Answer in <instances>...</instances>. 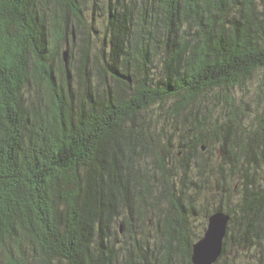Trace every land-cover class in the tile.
<instances>
[{
    "label": "trees",
    "instance_id": "obj_1",
    "mask_svg": "<svg viewBox=\"0 0 264 264\" xmlns=\"http://www.w3.org/2000/svg\"><path fill=\"white\" fill-rule=\"evenodd\" d=\"M98 9L0 0V264H264V0Z\"/></svg>",
    "mask_w": 264,
    "mask_h": 264
},
{
    "label": "water",
    "instance_id": "obj_2",
    "mask_svg": "<svg viewBox=\"0 0 264 264\" xmlns=\"http://www.w3.org/2000/svg\"><path fill=\"white\" fill-rule=\"evenodd\" d=\"M230 219L231 216L225 212H216L209 217L203 237L193 245L194 264H214L219 259L223 252Z\"/></svg>",
    "mask_w": 264,
    "mask_h": 264
},
{
    "label": "rangeland",
    "instance_id": "obj_3",
    "mask_svg": "<svg viewBox=\"0 0 264 264\" xmlns=\"http://www.w3.org/2000/svg\"><path fill=\"white\" fill-rule=\"evenodd\" d=\"M80 1H81L82 6L84 7L85 11L87 12L88 19L91 20V17H93V13L94 12L96 13V14H94L95 20L93 22L95 23L94 26L97 28V30H99L98 31V38H99V42L102 43V39L104 38V27H105L106 23L103 21V13H101L102 11L101 12L99 11L98 7L100 5V6H102V8L105 9V7H107L108 0H80ZM93 2H96L98 7H93ZM259 78H261V73H259L258 77H256V80H254L253 83L250 84V87L252 90H254L255 86L258 85ZM240 94H242V92H239V95ZM246 100L252 101V97H247ZM249 107H250V110L252 109L250 111L252 113V111H253L252 105ZM183 129H185L184 126H182L180 128V131H178L177 134H175V132L172 133V136L170 134H168L169 137L173 138L172 143L178 145V136H181V131H183ZM179 155H181V153H179ZM210 191H212V190H210ZM210 191L205 194L206 196H200L199 197L198 205L201 207V209H203V206L207 205L212 200V192H210ZM209 205H211V204L209 203ZM196 218H198V221H199L200 216H198ZM196 223H199V222L196 221ZM234 253H235V250H234ZM230 255L233 256L231 253H230ZM237 255L239 256L238 253L235 256H237ZM243 258H245V257H243Z\"/></svg>",
    "mask_w": 264,
    "mask_h": 264
}]
</instances>
